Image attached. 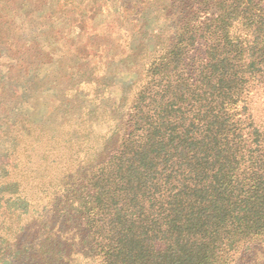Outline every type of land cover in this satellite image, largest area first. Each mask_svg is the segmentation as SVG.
<instances>
[{
	"label": "rangeland",
	"instance_id": "374dc122",
	"mask_svg": "<svg viewBox=\"0 0 264 264\" xmlns=\"http://www.w3.org/2000/svg\"><path fill=\"white\" fill-rule=\"evenodd\" d=\"M3 1L11 9L0 8V197L12 202L0 208V264H103L107 249L117 260L120 235L96 222L98 187L113 188L112 165L127 143L130 107L154 79L150 67L165 62L186 24L215 13L204 0ZM122 2L142 13L127 20ZM182 44L177 51L188 36ZM256 73L234 107L264 131ZM249 205L207 228L195 250L207 264H222L247 235L263 242L225 255L226 264H264V190Z\"/></svg>",
	"mask_w": 264,
	"mask_h": 264
},
{
	"label": "trees",
	"instance_id": "16d2710c",
	"mask_svg": "<svg viewBox=\"0 0 264 264\" xmlns=\"http://www.w3.org/2000/svg\"><path fill=\"white\" fill-rule=\"evenodd\" d=\"M120 4L131 9L127 20L142 13L141 4ZM204 4L215 14L186 24L165 62L150 67L154 79L130 107L127 143L112 165L113 188L98 187L96 222L120 235V260L107 249L103 264H207L195 251L207 228L264 190V131L234 107L256 72L264 76V8L260 0ZM0 8L11 9L3 0ZM187 36L190 45L177 51ZM96 188L85 186L88 200ZM9 202L0 197V208ZM245 238L223 257L261 240Z\"/></svg>",
	"mask_w": 264,
	"mask_h": 264
}]
</instances>
